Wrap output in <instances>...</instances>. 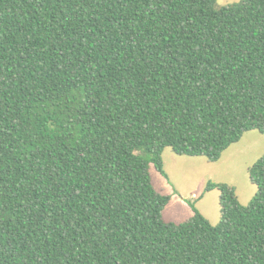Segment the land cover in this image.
Wrapping results in <instances>:
<instances>
[{
    "label": "trees",
    "instance_id": "1",
    "mask_svg": "<svg viewBox=\"0 0 264 264\" xmlns=\"http://www.w3.org/2000/svg\"><path fill=\"white\" fill-rule=\"evenodd\" d=\"M264 133V0H0V264H264L248 205L167 222L163 153Z\"/></svg>",
    "mask_w": 264,
    "mask_h": 264
},
{
    "label": "rangeland",
    "instance_id": "2",
    "mask_svg": "<svg viewBox=\"0 0 264 264\" xmlns=\"http://www.w3.org/2000/svg\"><path fill=\"white\" fill-rule=\"evenodd\" d=\"M241 0H217L221 7ZM264 155V133L245 132L239 142L232 144L216 162L202 156L176 154L168 147L163 153L168 178L150 167L153 184L162 194L171 195L163 217L167 222L181 223L194 215L191 202L213 225L221 220L220 191H207L210 181L228 183L236 188L241 204L248 205L258 191L251 182L249 170Z\"/></svg>",
    "mask_w": 264,
    "mask_h": 264
}]
</instances>
